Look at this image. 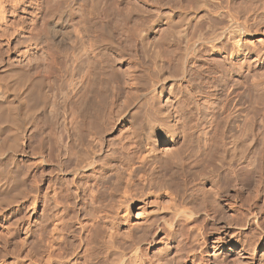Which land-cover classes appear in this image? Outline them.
<instances>
[{
	"label": "rangeland",
	"instance_id": "1",
	"mask_svg": "<svg viewBox=\"0 0 264 264\" xmlns=\"http://www.w3.org/2000/svg\"><path fill=\"white\" fill-rule=\"evenodd\" d=\"M11 1L14 0H0V6L2 7L4 13L3 14L0 12V69L12 66V68L15 67L16 69L15 71H11L9 73L0 74L2 77H5V80L7 78L6 83H8L7 86L9 87L8 92L10 98L13 101V105L16 106L15 118L11 119L13 120V123L5 121L0 125V127H5V133H3L1 139H5L6 142L0 146V174L2 176L5 175V177L9 179H7L9 184L2 186L4 188H1V193H3L2 191H4V193L5 191H12V193H8L9 197L3 196V200H0V212L3 213V217H11L12 215H14V217L18 215H23L22 217L25 216L23 221L20 223L21 225L8 224V222L5 221H3L1 224V227H4L5 225L10 228L12 225L14 229L17 227L18 235L22 239L25 236V230L23 227L26 226L28 222L30 223L32 220H34V212H55L56 210V212H61L63 210L61 207L59 210L55 209L57 204H61L62 202L64 204L63 200H65V198L59 196L61 189L60 186L62 185L57 183H49L51 180L50 177L54 176L55 174L60 175L59 177H61V181L65 182V184L63 183L64 188L67 186V183H69L72 176V174L69 175V167L66 171L64 169V172L62 173L58 172L59 170L56 167L45 166L44 164H40V167L36 169V162L34 161L37 160V156L31 150L32 147H30L33 145L32 143L34 141V136L32 135L31 129L42 118L58 117L60 121V126H58V129H62L61 132L64 130V132H62L64 135H62L63 139H65L66 143L74 141L73 143L79 147L77 148V146L72 143L74 145V151H76L77 148L78 152V149H80L78 141L81 135L79 136V133L76 132L77 130H75L72 131L73 136L70 137L68 134L69 132H65L66 130L63 127L64 124H62V121L64 114L68 111V109L69 111H74L75 113L78 112L79 114V109L85 108V103L89 100L86 98V95L87 97H90L92 94V88L99 83L102 73L100 65L103 64V59H106L110 56L116 57V64L121 70V72L120 70L117 71L119 74H117L118 76H124L126 71L138 72V63H136L135 60L129 59L127 57L130 55L129 52H132V56L133 54L136 55L138 53H142V48L140 45L141 41L139 42L141 36L140 32L142 30L143 32L146 30L144 37L146 43L145 45H147L146 52L148 54L152 51H155L154 49H156V47L164 54H169L172 49L173 50L170 54L175 53V49L178 44L177 46H175L176 44H173L174 46L172 43L170 44L171 38L169 37L171 36V31L169 30L167 24H169V22H171L172 25L178 23L179 20L177 22L175 20L179 17V15H181L180 3L190 5L191 0H74L71 4H69L70 0H21L22 3L15 12L12 11ZM229 1L232 2L230 3ZM223 3H225L226 6L230 3L232 6L230 4L228 6H231L232 8L228 6L227 7L231 10L233 9L234 12H232L235 14L236 18H239L242 21L246 20L247 24L249 25L250 33H248L245 38L251 42L250 43L248 41V45L251 46V52L246 56L243 55L237 57L233 61H231V59L226 56L227 58L225 57L224 62H221V60H223L222 56H211L210 63L212 62L211 65L213 64L215 67H217V69L224 67L227 68L231 63L232 66H234L233 72L225 73L224 88L221 86L223 85L221 81H219V86L216 84H214V86L212 83H210L211 79L207 78L206 85L210 87L213 86V89L216 88L215 90L217 93V98L209 99L200 95L201 93L199 94V92L203 90L201 89L202 85L200 86L201 83L198 84L200 79L197 80L196 83H194L195 81L192 82L191 84L193 85H189L187 82L186 85L184 81V83L176 81V84H174L172 89V93L168 88L165 90V94L162 98H156L157 100L154 98L153 103H158L161 106L160 107L157 104L156 107L158 106V108L161 109L165 108L164 110L166 111L170 109V111L174 113V124L176 128V131L174 132L176 133V136L179 140L177 145L181 153V159L183 160H180L182 161L181 163L175 164H172V162L170 164H166L163 161V165L159 163V170L162 176L165 175L173 183L174 187L171 192L173 195L177 196L178 200L181 199L179 202L184 200L186 203L188 201L186 203L188 206H185L186 211L196 212L195 218L197 220L195 223H197L199 226H205L204 224H206V227H208L206 237L207 240H209L211 247H208L203 252L204 263L264 264V207L263 209H259L257 205L253 203V195H250V201L248 200V197H246L247 203L249 204H244V194L248 196L251 193L244 191L241 185H239L241 183L238 181V178H235L236 173L234 172H237V170L240 169L239 167H236L237 161L229 165L228 163L224 162L225 158L222 159V154L220 153L224 148V142L227 143L231 140H236L238 142V147L241 145L240 148H242L243 146L241 126L243 120L242 109L244 105L240 96V91H242V86H244V84H242L243 82L241 81L243 80V73L250 74L256 69L259 70V72L261 71L260 73L256 74V79L249 77L247 82H249L248 85H251V87L253 83L258 81L264 82V55L262 57L263 59L260 61L258 56L259 52H264V0H223ZM112 5H117L116 7L120 9V12L118 11L119 13L116 14L117 16L114 18L110 16L111 12L109 10L110 6ZM226 6L225 9L227 8ZM186 7L188 8L186 13L191 14L193 9H190L189 6ZM49 9L54 11H67V19L69 21L68 23L74 26L75 30H87L89 32H84L82 35L76 33L74 37L68 42L69 45L67 46V49L66 47L64 49H50V47H48L49 44L47 40L40 37L47 31V16L45 15V12ZM206 15L207 16H204L203 19L205 20L204 22H207L206 20H208L209 17V14ZM225 20V25H227L228 23L226 24V17ZM106 21L107 23L109 22L110 25L112 24V28H114L112 34L106 30L108 29L105 25ZM134 29H137L138 31L141 30L139 32L140 34L137 35L138 31ZM136 31L137 33H135ZM18 34L28 36L30 37V40L26 41L22 45L16 44L14 43V38L17 37ZM257 39L260 40L258 41ZM91 48L96 50L98 53V55H96L97 57L92 56L93 54H91ZM205 54L210 57L209 52L206 51ZM79 58L81 60L78 62L79 67H77L76 70L74 69V79L77 82L79 79H81L82 74L86 73L85 77H83L84 80L82 83V90L79 91L77 95L75 93L72 94V101H66L64 94L67 90L66 75L68 66L69 64L73 65L75 59ZM130 64L133 67L129 69L131 66ZM132 69H135V71H132ZM262 72L263 74H261ZM146 75L147 74H145L144 80L147 84H150V77ZM148 80H150V82ZM207 82L211 85H208ZM50 84L53 86L51 91L48 90V86ZM169 84L167 86H169ZM147 86L148 93L151 85ZM250 89V95H252L253 90L252 88ZM223 93L228 96V98L230 97V100L232 99L228 105V109L225 111L224 101H219V99H223ZM149 94L151 95V93H148L147 98L150 99ZM121 98L119 99L120 105L123 103V98ZM251 99L252 96L248 98L245 104L250 105ZM135 102L136 103L133 102L130 107L127 106L128 104H125L128 109H126L125 106H123V108L125 107V110L121 108L122 114L120 115H123L122 117L120 115L118 116V112L114 113L112 117H109V119L111 118L110 121H106L109 123L108 125H105L107 127H104V124L102 127L99 126V128L102 129L99 131V134L102 133V136L100 135V142L102 144H99L98 142L99 146H97V143L95 146H97L96 149L98 147V149L102 148L103 156L101 157V160L98 161L99 163L96 166L97 171L95 170L96 173L91 170L86 171L82 181H91L95 178L98 180L96 182H99V186L109 188L108 190H110V188H113L111 190H114V187L119 184V181H121L120 184H126L125 180L127 179L128 181L129 174L128 170L125 168L127 164L126 166L124 164L125 162H128L126 161L129 159L127 156H129V154L131 155L133 150L135 151L137 149L134 139L135 134L133 133H136L135 130H137L136 128L138 127L136 122L138 121H134L136 117L134 118L132 115L141 114L139 115L140 120L144 119L146 121L149 119V116H147L149 111H146V105L142 106L146 103V101H141L143 103L145 102L144 104L142 103V105L141 102L138 103L139 101ZM137 105L145 108L138 107ZM134 108L137 110L142 108V110L145 112L143 113V111L139 110L136 113ZM176 109L179 111H176ZM232 111H234V113ZM130 113L132 114L131 117ZM145 113L148 118H145ZM88 114H90V112H88ZM226 116L230 117L227 118ZM83 120L86 121V124L81 125L82 128L78 127L79 130H84L85 127H89L92 118L85 117ZM146 122H148V124H146ZM146 122L145 125L149 126V121ZM134 124H137L135 125L136 127ZM6 125H10L8 126L9 129ZM134 128L135 130H133ZM76 136L78 141L76 140ZM83 147H86V145L83 144ZM72 158H74L72 160V164L74 162L76 163V156L73 155ZM75 163L70 167L74 168ZM209 167L214 168L215 171L212 173L218 175L220 179L219 182L221 179H223L220 184L224 183V186H222L223 190L221 189L222 191L219 195L214 194L212 191V193L209 192L204 194V192L198 188H195L196 185L199 187V182H197V179L200 178L199 175L201 172H209ZM10 171L14 172L10 173ZM41 171L43 172L41 173ZM16 172L18 174V178ZM237 173L241 174V169L238 170ZM11 174L18 180L13 178ZM35 174H37L39 179H41L39 180V182H41L38 183L40 191L39 198L36 199L34 198L37 195L36 189H34L36 188L35 179L37 178ZM120 174L123 176V178L120 176ZM6 178H4V180ZM137 179H134V183L137 181ZM16 182L17 185H15ZM136 183L137 184H134L128 189L131 192V194L129 192L130 197L132 196L133 192L135 194H133L134 197H138L141 193V190H144V196L142 202H139L141 200H133L131 199L132 197H128L129 200L133 202L130 210V215L133 222L139 223L141 218L144 216V212H153L152 210L155 211L154 208H158V206L162 207L164 205L163 207H165L167 205L168 208H166V206L165 211H170L169 206L172 204L170 201L173 202V199L170 200V198L172 197L169 195L162 196L158 200L156 196L157 192L150 191L148 187H145L147 189H144L143 182L141 181H137ZM13 184L15 187H19L15 188ZM123 184L122 186H125ZM138 184L143 188L141 189V186ZM10 187L11 189L13 187V189L10 190ZM135 189L138 190L136 191ZM108 190L106 192H108ZM104 193L105 192L103 191L101 194L102 198L105 195ZM120 193L117 192L116 197H118H115L116 200L114 199L112 203V205H115L114 207L116 210V205H119L118 199L121 198L119 196L123 195V192L120 191ZM262 199L264 201V197H262ZM70 200L73 202L74 199L71 198ZM157 200H161L159 202L160 204L156 202ZM54 201L56 202V206ZM143 201L147 203L146 206H144ZM79 205H81V203ZM137 205L141 208L138 209ZM82 216L83 215H81V217ZM219 236L221 237V242L219 243L218 247H214L217 245H214L213 240L219 238ZM159 239L163 240L156 245V251L167 254L168 260L172 261V264H177V253H179V249L183 246L179 244V241L169 242V236L167 237L164 234H161ZM9 259L11 260L12 258Z\"/></svg>",
	"mask_w": 264,
	"mask_h": 264
},
{
	"label": "bare ground",
	"instance_id": "2",
	"mask_svg": "<svg viewBox=\"0 0 264 264\" xmlns=\"http://www.w3.org/2000/svg\"><path fill=\"white\" fill-rule=\"evenodd\" d=\"M72 1L74 0H70L69 4H71ZM11 2L12 11L14 12L17 11V8H19L20 4L22 3L21 0H14ZM185 5V3H180L181 15H179V17L175 20L176 22L179 20L178 23L172 25L171 22H169V24L171 25L167 24L169 30L171 31V36L169 37L171 38L170 44H176L175 46H177L178 44L175 49V53L170 54L173 50L172 49L171 51L169 50V54H164L155 46V51H152L148 54L146 52L147 45H145L146 43L144 37V33L146 32V30L145 32H143V30L138 31L137 29H134L138 31V33L137 31L135 32L137 33V35L141 33V36L139 35V42L141 41L140 45L142 48V53H138L136 55L133 54L132 56V52H129L130 55L127 58L133 59L136 61V63H138V72H136L135 69H132V71L134 70L135 72H127L125 70L126 73L124 71V76H118L119 74L117 73V71H119L120 69L116 64V57L110 56L106 59H103V64L100 65L102 73L99 79V83L92 88V94L90 97H87L86 95V98H88L89 100L86 101L85 108L82 107L83 109H79V114L78 112L75 113L74 111H69L68 109V111L64 114V118L62 121V124H64L63 127L66 130L65 132H69L68 134L70 137L73 136L72 131L75 130H77L76 132L79 133V136L81 135L80 138L78 137L79 141L77 140L76 136V140L79 142L80 146L78 152L77 148L79 147L73 143L74 141L66 143L65 139H63L62 132H64V130L61 132L62 129H58V126H60L58 117L42 118L31 129L32 135L34 136V141L32 143L33 145L31 144L32 146H30L32 147V149H30L37 156V160L34 161L36 162V169L40 167V164H44L45 166H54L59 170L58 172L62 173L64 172V169L66 171L69 167V175L72 174L71 180L69 181V183H67V186H69H65L64 188L63 183L65 184V182L61 181L62 179L61 177H59L60 175L55 174L54 176L50 177L51 180L49 183H57L62 185L60 186L61 189L59 192V196L65 198V200H63L64 204L61 199L60 200L62 203H59L60 205L57 204L56 206V202H54L56 206L55 209L59 210V208L61 207L64 211L62 210L63 212H56V210L55 212H34V220H32L30 223L28 222L29 224L26 222L27 225L23 222L26 226L23 227L25 230V236L22 239L18 235L17 227H15V229L12 227V225L11 228L6 225L4 227H1V224L3 221H5L8 222V224L10 223L17 225L23 221L25 216L22 217L23 215H15L16 217H14V215H12L11 217H3V213L0 212V264H172V261L168 260L167 254L156 251V245L163 240L159 239L161 234H164L167 237L169 236V242L179 241V244L183 246L179 249V253H177V264H206L203 261V252L208 247H211V244L206 237L208 227H206V224H204L205 226H199L197 225V223H195V221L197 220L195 218L196 212L186 211L185 206H188L186 205L188 201L186 203L184 202V200L179 202L181 199L178 200L177 196L173 195L171 192L174 187L171 180L165 175L162 176L160 174L161 172L159 170V163L162 164L164 161L166 164H170L171 162L172 164H175L181 163L183 160L181 159V153L177 145L179 140L176 136V133L174 132L176 131L174 124V113L171 112L170 109L166 111L164 110L165 108L161 109L158 108V106L156 107L158 103H153V100L154 98H162L165 94V90L168 88L172 93V89L174 87V84H176V81H184L189 85H193L191 83L194 81V83H196L199 79L200 82H198V84L201 83L200 86L202 85L201 89H203L201 92H199V94L201 93L200 95L205 96V98L207 97L209 99L217 98V93L215 90L216 88L213 89V86L210 87L206 85L207 78L211 79L210 83H212L213 85L216 84L217 86L220 85L219 81H221L223 84L221 86H223L224 88L225 73L233 72L234 66H232L231 63L227 68L224 67L217 69V67H215L213 64L211 65L212 62L210 63L211 56H222L223 60H221V62H224L226 56L230 58L231 61H233L237 57L248 55L251 52V46L248 45L250 41L247 40L245 36L250 33V27L247 24L246 20L242 21L239 18H236L235 14L233 13V9L231 10L230 8H228L232 5H227V7L225 3H223V0H191L190 5H186L189 6L190 9H193V12L191 14L186 13V10H188V8ZM116 6L117 5H112L110 6V9L108 7L111 12L110 16L112 18L116 17V14L120 12V9ZM225 6L227 7L226 9ZM0 12L3 13L1 6ZM206 14H209V17L208 20H206L207 22H204L205 20L203 19L204 16H207ZM45 15L47 16V31L40 37L47 40L49 44L48 47H50V49H64L65 47L67 49V46L69 45L68 42L74 37L76 33L82 35L84 34V32H89L87 30H75L74 26L68 23L69 21L67 19V11H54L52 9H49L46 10ZM225 17L227 18V25H225ZM105 25L106 28H108L106 30H108L110 34H112V31L114 29L112 28V24L110 25V23H107L106 21ZM18 35L14 38V43L16 44L22 45L26 41L30 40V37L28 36L20 34ZM257 40L259 41L260 39ZM167 41L169 42L168 39ZM206 51L209 52L210 57L205 54ZM91 54H93L92 56L98 55L94 48H91ZM263 55L264 52H259V61L263 59ZM80 60V58L75 59L73 65L69 64L68 66L66 75L67 90L64 94L66 101H72V94L75 93L77 95L79 91L82 90V83L84 80L83 77H85L86 73L82 74L79 81L76 82L74 79V69L76 70L77 67H79L78 62ZM12 67H4L3 69H0V74L15 71V67ZM132 67L133 66L131 65L129 69ZM260 72L256 69L250 74L248 73L249 75L243 73V80H241L243 82L242 84H244V86H242V91H240V96L244 105L242 109L243 120L241 126L243 146L242 148H240L241 145L240 147H238V142L236 140H231L227 143L224 142V148L220 153L222 154V159L225 158V163L231 165L235 161H237L236 167H239L241 169V174L237 173L240 169H238L237 172H234L236 173V175L234 173L233 174L236 176V179L238 178V181L241 183L239 185H241L242 189L244 191H247L248 193H251L249 195L247 194L248 196L244 194V204L247 203L246 197H248V200L250 201V195H253L254 197L251 196L254 200L253 203H255L259 209H263L264 82L258 81L256 83H253L252 87L251 85L249 86V82H247L249 77L256 79V74ZM145 74H147L146 76L150 77V84H147L145 82ZM261 74H263V72ZM0 76L1 125V123L3 124L5 121L13 123V120L11 119L15 118L16 106L13 105V101L10 98L8 92L9 87L7 86L8 83H6L7 78L5 80V77H2V75ZM150 80L148 81L150 82ZM208 82L207 84L209 85L210 83ZM168 84L169 86H167ZM147 85H151V87L149 86L150 89L148 91V93H151V95L149 94L150 99L147 98ZM250 88H252L253 90L252 95H250ZM52 89L53 86L52 84H50L48 86V90L51 91ZM225 96L226 95L224 94L223 99H219V101H224V111L228 109V105L232 100H230V97L228 98V96H226L225 98ZM251 96L252 99L250 101V105H246L245 103ZM121 97L123 98L122 105L119 104V99ZM144 100L146 101V103L144 102L145 104L141 102ZM135 101H139L138 103L141 102V105L143 103L144 105L142 106L146 105V111H149V114L147 113L149 119H147L146 121H149V126L145 125L146 121L144 119L140 120L139 115L141 114L132 115L130 113V117L132 115L134 116V118L136 117L134 121H138L136 122L138 125L134 124V126H138L136 128L137 130H135V128L133 129L136 131V133L133 134H135L134 139L137 149L135 147L136 150H133V152L131 151V155L127 153L129 154V156H127V158L129 159L126 158V161L128 162H125L124 165L126 166L127 164L125 168L128 170L129 179L128 181L127 179L125 180L126 184L122 183L125 186H122V184H120L121 181H119L118 179L117 180L119 181V184L114 187V190H111L113 188H110V190H108L109 188L99 186V182H96L98 180H96L94 177V179L91 181H82V179H84L86 171L91 170L96 173V166L99 163L98 161L101 160V157L103 156L102 148L98 149V147L96 149V147L101 143L100 141L102 136V133L99 134V131L102 130L101 128H99V126L102 127V125L104 124V127H107L105 125L109 124L108 122L111 119H109V117H112L113 114L117 112L119 116L120 114H122L121 108H123L125 104H128L127 106L130 107L133 102L136 103ZM139 105L137 106L142 107ZM142 108L139 110L143 111L144 113L145 111L142 110ZM126 109L128 108L126 107ZM139 110L134 108V111L136 113ZM176 111L179 110L176 109ZM88 112H90V114H88ZM232 112L234 113V111ZM144 116L145 118H148L146 116V113L144 114ZM85 117L92 118L90 126L85 127L84 130H79L78 127L86 124V121L83 120L85 119ZM226 117L229 118L230 116ZM146 124H148V122H146ZM4 130V126L0 127V146L6 143L5 139H1L3 133H5ZM72 143L77 146V148L75 147L76 151H74L75 149ZM96 143L98 144L97 146H95ZM83 144H85L86 147H83ZM73 155L76 156V163L74 162L75 166L74 168L72 167V169L70 166H73L74 164H72V160L74 159L72 158ZM209 168V172H201V174L199 175L200 178L197 179L198 181L196 180L197 182H199V187L196 185L195 188H198L199 190L204 192V194L212 191L214 194L219 195L223 190L222 186H224V183L220 184L223 179H221V181L219 182L220 179L218 175L213 174L215 171L214 168ZM11 172L12 171H10V173ZM42 172L43 171H41V173ZM35 175L37 178L33 179H35L36 182V188H34L36 189L37 193L36 197H34L36 199L39 198L40 191L38 183L41 182H39V180L41 179H39L37 174ZM11 176L13 177L12 174ZM121 177L123 178V176ZM4 178H6L5 175L2 176L0 174V200H3V196L9 197V192L12 193V191H5V193L4 191H2L3 193H1V188H4L2 186H4L5 184H9L7 182L9 179L6 178L4 180ZM13 178L16 179L15 176ZM134 179H137L138 182H143L144 189H147L145 187H148L150 191L157 192L156 196L158 200L162 196L169 195L170 197H172L170 198V200L173 199V202L170 201L172 203L171 206H169L170 211H165L168 206L166 205L167 207L165 206V208L162 204V207L158 206V208H154L155 211L151 209L153 212H144V216L141 218L139 223L133 222L130 215V210L133 202L128 198L131 194L128 189L134 184H137V181H135L134 183ZM15 185H17V182ZM143 187L141 186V189ZM12 189L10 187V190ZM107 190L108 192H106ZM103 191L105 192V195L103 194L104 197L102 198L101 194ZM120 191L123 192V197L119 196L121 198L118 199L119 205H116V210L114 207L115 205H112V203L117 195V192L120 193ZM133 194L134 192L132 193V198L130 197L131 199L141 200L139 202H142L144 190H141V193L138 197H134L135 194ZM71 198L74 199L73 202L72 200H70ZM158 200L156 202L159 203L161 200ZM144 202L145 201H143V204L144 206H146L147 203ZM80 203L81 205H79ZM137 208L140 209L141 207L138 206ZM81 215L83 216L81 217ZM192 223H195L196 225ZM220 242V236L219 238L214 239L213 243L214 245H217L214 247H218ZM9 258L12 259L10 260Z\"/></svg>",
	"mask_w": 264,
	"mask_h": 264
}]
</instances>
